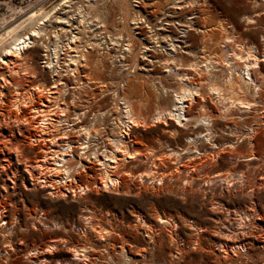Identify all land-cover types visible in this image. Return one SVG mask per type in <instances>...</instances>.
<instances>
[{"label":"rangeland","instance_id":"rangeland-1","mask_svg":"<svg viewBox=\"0 0 264 264\" xmlns=\"http://www.w3.org/2000/svg\"><path fill=\"white\" fill-rule=\"evenodd\" d=\"M79 1L80 3H78ZM87 1L0 0V31L5 25L19 22L28 13L34 11H45L52 16L43 21V24L46 25L43 26L44 42L41 43L40 40L35 48L28 49L26 52L28 57L25 56V66H27L28 73L25 71L26 75H22L25 78L17 76L14 72L10 71V73L18 80L22 79L17 81L21 82L22 88L29 89L30 85H38L46 89L53 88V79L56 76L53 75L51 69L44 67V58L48 51L46 46L55 44L63 46L71 33H77L78 39L74 45L73 43L71 45L76 46L75 50L78 51L87 50L84 65L80 66L79 71L82 81L80 82L81 88L76 89L77 91L72 94L74 79L62 77L68 86L61 89H66L67 93L57 99L50 97V102L45 101L47 106L41 105L42 110L52 109L56 105L66 106V119L73 120L75 113H82L87 115L84 119L87 123L93 113L88 115L86 107L92 105L93 110H100L98 114L100 121H97V127L101 129L102 139L93 136L91 140L93 142L97 140L101 145H106L107 142L103 140L108 139L109 145L113 146L110 140L117 139L120 129H124L121 124L123 121L122 106L116 100L117 93L123 97H130L128 101L134 104L135 113L141 120L144 119L142 126L131 128L133 148L141 153L144 160L125 159L123 162L125 165L118 168V173L121 178H124L122 184L125 186H119L118 190L113 189L111 185L103 187L98 182L96 185L90 184L89 190L81 189L86 185L87 179L94 176L96 172H93L91 176L85 175L82 180L77 182L78 184H75V190L73 188L70 191H64L63 195L49 193L52 191L50 185L42 187L40 179L38 180L40 186H38L39 184L24 186L21 184V180H18V186L5 188L2 184V177H0V264H45L46 262L42 260L36 261L31 258L36 254L35 249L39 250V248L45 247L44 245H48L50 252L54 251L55 255H61L62 259L67 256L65 250H71L76 243L89 250L96 264H107L103 252L105 240L102 235H108L105 232L109 231L117 238L127 237L132 244L144 247L147 244L145 230H152L158 239L159 245L155 249L152 248V250H156L153 251L159 260L158 264H264V135L263 137L259 136L253 145L238 140L235 148H230L225 143L230 132L226 129L219 131L214 137H217L218 143L223 142V144L218 149L220 150L219 155H214L215 153L209 150L217 149V147L209 145L208 139L204 137L206 132L198 134L197 140L188 149L195 155L196 145L207 148L206 160L200 165L209 169L211 174H194L192 179L186 182L184 177L191 169L185 165L186 150H183V144H187L188 139L181 135H171L164 130L163 122L154 120L157 109L169 110L171 108L172 94L169 89H177V84L164 67L156 62L155 64L153 60H151L152 64L148 63L150 58L146 55L142 56L144 53L139 48L142 43L157 46L159 44H155V42L159 40V43L164 47H155L157 50L160 48L156 53L163 54L164 52L165 54L170 47L166 38L174 36L172 38L179 39L184 36L182 30H187L189 14H182L184 17L182 15L172 17L174 20L168 23L165 18L171 16L172 10L178 11L169 1L96 0L94 10L89 8ZM201 1L204 13L196 19L194 30L190 31L191 37L196 39L195 43L193 42L194 47L190 48L193 52L199 50V39L209 42L220 39L222 30L219 26L222 21V24L228 28L225 32L228 36L230 35L247 45L253 42L258 43L262 49L264 48V0ZM77 4L82 6L79 8L82 12L73 10ZM94 15L101 17L99 20H102L106 25L108 34L111 35L109 38L106 37L108 34L102 31L92 37L93 32H97L94 30L95 20H92ZM135 16L140 18L137 21L140 22L138 24L140 28L136 29L133 27ZM80 19H85V22L77 25ZM87 23L89 26L91 25L90 29L87 28ZM200 23L202 24L200 25ZM203 25L206 27L204 32L201 31ZM167 26L172 29L173 33L169 32ZM26 27L20 29L19 32H27L28 28ZM91 27L94 31L91 30ZM139 31L140 33H138ZM47 37L48 39H46ZM94 38L104 39L106 46L103 42L97 46L93 43ZM127 43L129 46L131 45L132 52H135L137 57L140 56L137 69L131 68L125 75L126 67L131 63V55L123 54L126 52L124 49ZM69 51L63 50L64 54L60 55L59 62L62 63L60 65H63V68L66 67L69 53H74L73 50ZM30 52L31 55H28ZM179 54L183 59L191 57L188 54ZM122 55L123 58L120 59ZM115 60L116 62L113 63ZM16 67L19 72L22 71L21 67ZM6 72L8 73V70ZM162 76L165 77L163 82H166V88H162L158 83L159 77ZM121 77H124L128 83L126 84L124 81V90L116 92L117 81L122 79ZM9 88L13 89L11 86ZM57 88L52 91L60 92L61 89L57 90ZM43 94L44 96L57 97L59 95L56 92L53 94L43 92ZM212 101L214 103L215 99ZM38 103L36 101V105L39 106ZM33 105H35V101ZM257 107L259 109L253 112L254 114L249 112L244 116L241 115V118L238 117L235 123L237 130L246 132L250 126H256V123L260 122L264 128V105L258 104ZM5 108L11 109L9 105ZM26 109V116H30L33 121H36V115L32 116L33 111L30 107ZM52 110L54 112H52V118L57 119V113L54 109ZM196 112L202 113L199 109ZM100 113L102 114L100 115ZM200 123L202 122L191 121L190 127H195ZM33 124L26 123V127L30 126L29 128L32 130L33 128L36 130V125ZM63 125L66 127L67 124L60 125L59 132ZM55 130L57 131L54 129L51 131L53 134L49 132L48 135L34 131L37 136L36 141L29 146L25 144L26 161L32 163L41 158L40 154L44 153V149L40 148L39 144L45 145L44 143H46L45 148L50 147L55 150L59 148L57 143L60 141H54V146L50 144L51 135L55 136V140L60 137L56 136L59 132ZM71 133L72 136L75 135V131ZM73 141L79 143L75 138ZM223 147L225 148L223 149ZM74 150H78V153L81 152L77 147H74ZM173 152L180 156L177 157V154H173ZM155 154L167 156L169 162L173 161L170 163L174 165V168L167 170V164L157 161ZM174 157H177L176 160H173ZM88 159L96 165L99 164L93 160L92 156ZM153 160L157 161V165L151 171ZM28 166L30 167V165ZM77 166L79 164H76ZM146 172L149 173V176L145 174ZM199 172H203L202 169ZM221 173L232 178L233 182L223 183L217 179V183L211 182L208 187L204 188L203 178L205 176L211 178ZM23 175L26 176L25 171ZM42 176L48 175L42 174ZM226 184L228 185L226 186ZM78 185L81 188H78ZM158 217L162 218L160 223L156 221ZM194 220L199 223L198 226L193 225ZM195 240L201 242L200 249H196ZM178 245H183L186 256L184 255V258L178 263L170 262L172 259L177 260V255L169 250L177 248ZM115 254L117 264H127L125 262L127 260L124 259L126 257L120 253ZM165 260L168 262L163 263ZM86 262L81 258L73 261L72 264H86Z\"/></svg>","mask_w":264,"mask_h":264},{"label":"bare ground","instance_id":"bare-ground-1","mask_svg":"<svg viewBox=\"0 0 264 264\" xmlns=\"http://www.w3.org/2000/svg\"><path fill=\"white\" fill-rule=\"evenodd\" d=\"M165 1H169L170 4L175 6L176 10L178 9V11L172 10L171 16H168L167 19L165 18V21H167L168 23L174 20V18L172 17H180V15L186 13L189 14V18H186L188 21L187 30H182L184 36L179 39L172 38L174 36H168L169 38L166 39H168V45L170 47H168L169 51H167L165 54L164 52L163 54L159 52L156 53V51H158L160 48L157 50V48L155 47H164V45L159 43V40L155 42V44H159L157 46H150L142 43L139 50H142L141 52L144 53L142 56L146 55L148 58H150V61L148 60V63H151V60H153L154 63L156 62L161 67H164L168 75L172 76L177 84V89H169L172 94V104L170 106L171 108L169 110L162 108L157 109L154 115V120L156 122H163V124L165 125L164 130L166 132H169L171 135H181L182 137L188 139V143L183 144V150H186L184 155V157L186 158L185 165L189 169H191L189 172L187 171L188 173L184 177V180L188 182L192 179V176L194 174H211L209 169L200 165V163L206 160L207 148L203 147L202 145H199L197 147L196 145L195 155L192 154L188 149L195 143L198 134H202V132L204 131L206 132L204 134V137L208 139L209 145L211 144L212 146L217 147V149L211 148L209 150L212 153L214 152V155H219L220 150L218 149L220 145L223 144V142L218 143L216 141L217 137H214L215 134H217L219 131H224L226 129L230 132V135H228L225 141V143L230 148H235L238 140L253 145V143L259 136L263 137L264 128L262 127L263 124L261 122L256 123V126H250L246 132L237 130V128L235 127V123L237 122L238 117L241 118V115L244 116L249 112L253 113L257 111L259 109L257 107L258 104L264 105V48L262 49L258 43L253 42L250 45H247L246 43H243L238 39L236 40L230 37V35L228 36L227 33L225 34L228 28L222 24V21L219 26L222 30V36L220 37V39L215 42H209L205 39H199V50L198 52H193L190 48L194 47L193 45L196 39L194 40L193 37H191L190 31L194 30L193 27L195 26L196 19L204 13L200 3L201 0ZM95 2L96 0L87 1L89 8L91 7V10H94V8L96 7ZM78 3H80V1ZM80 7L82 8V6H78L77 4V6L75 5V9L73 10L82 12V10H79ZM125 14L127 15L126 12ZM49 16L52 17L48 12L34 11L28 13L27 16H25L19 22H14L11 25H5L0 31V177H2V184L5 188L16 187L18 186V180H21L20 182L24 186L28 184L38 185V180L40 179L42 181V187L50 185L49 187L52 189V191H49V193L54 195H63L64 191L72 190L75 184L82 180L85 175L91 176L93 172H96L94 176H91L87 179L88 184L85 183L86 185L82 188L78 185V188H87V190H89L90 184L96 185L98 182L103 187L111 185L113 189L118 190L117 188H119V186H125L124 184H122V180H124V178H121V175L118 173V168L125 165L123 163L125 159L127 160L129 158H136V160L139 161L143 158V156L141 157V153L137 149L133 148L131 128L138 125L142 126L144 123V119L141 120L139 115L135 113L136 111L133 106L134 104L128 101L130 100V97H123L117 93L118 96L116 97V100L120 102L119 104H121L122 106L121 114L123 121H121V124L123 125L122 128L124 129H120V133L117 139L110 140V143H113V146L109 145L108 139L103 140L107 142L106 145H101V143H99L97 140H94L95 142L91 140V137L93 136H97V139H102V132L100 131L101 129L97 127V121H100V117L98 116L100 110H93V108L91 107L92 105L86 107L88 115L91 112L93 113L91 118L88 119L87 123L84 120L87 115H83L82 113H75V118L73 120L66 119V106L61 107L56 105L52 108L57 113V119L52 118V109L42 110L41 108V105L47 106L45 101L47 100L50 102V97H56L55 99H57L59 97H63L64 94L67 93L66 89H61L62 87H65L67 85L62 80V77H66L68 79L70 77V79H74V82H72V94L81 88L80 82L82 81L79 76V71L80 66L84 65L83 62L85 61V57L87 56L85 53L87 50L84 49L78 51L75 50L76 46L73 47L71 45L72 43L74 45V43L77 41V33H71L66 39L67 42L63 46L57 44L53 46H46L48 51L45 54L44 67L49 68V70L51 69V71L54 73L53 75L56 76V78L53 79V88L46 89L38 85H30L31 88L25 89L21 87V82H17L21 81L22 79L18 80L13 74H11L12 72H14L17 76L22 77V75H26L24 73L25 71L26 73H28L27 66H25V56H27L26 52L28 51V49L35 48L36 44H38L40 40L42 41L41 43L44 42L43 40L45 38H43V26L45 24H43V21H45L47 18L50 19ZM94 16L92 20H95L94 30H97V32H93L92 37H95V35H97V33H100V31L108 34L106 25L102 20H99L101 17L99 18L96 15ZM182 16L184 17V15ZM138 19L140 18L137 16L133 18V27L135 29L137 27L140 28V26L138 25L140 22H137ZM84 20L80 19L78 20V23L75 20V22L77 23V25L80 23L83 24V22H85ZM24 24H26L27 27ZM201 24L202 23H200V25ZM86 25L87 28L90 29L91 25L89 26V23H87ZM24 27L28 28L27 32L20 33L19 30L23 29ZM205 28L206 27L203 25V29L201 31L204 32ZM167 29L170 33H173L172 29H170L169 26H167ZM138 33H140V31ZM110 36L108 34L106 37L109 38ZM46 39H48V37ZM100 40L101 38H94L93 43L99 46L100 42H103L106 46L105 40ZM63 50H73L74 52L73 54L69 53L65 68H63V65H60L61 62H59L60 55L64 54ZM124 50L126 52H124L123 54L131 55L130 66L127 65V73H124L126 75L131 68H133L134 70L137 69L139 65L138 57L140 55L137 57V54H134L135 52H132L133 50L131 49V45L129 46L128 43L126 44V48ZM179 53L188 54L192 58L190 57L189 59H183L182 55ZM28 55H31V52ZM121 58H123V55L120 57V59ZM21 61H23V64L21 63ZM114 62H116V60L113 61V63ZM16 66L21 67L20 70L22 71L19 72ZM33 69L36 70L35 68ZM7 70L8 73L6 72ZM121 78L122 79L117 81L116 92L122 91L124 81L126 84L128 83V81L124 80V77ZM164 80V76L159 77L158 83L161 84L160 86L162 88H166L167 86L166 82H163ZM9 86H11L13 89H10ZM57 87L61 89L60 92H57L56 90L52 91V89ZM58 88L57 90H59ZM43 92H45V94H53V92H56L57 94L59 93V95L58 97L53 95L44 96ZM213 99H215L214 103L212 101ZM34 101L35 105H33ZM36 101L39 102V106L36 105ZM70 102L73 103V101ZM7 105H9L11 109H6L5 107ZM24 107H30L31 111H33V113L31 112L32 116L36 115V121H33L30 116H26L27 113L25 111L27 109L25 108V110ZM197 109H199V111L201 110L202 113L198 114V112H196ZM101 114L102 113H100V115ZM259 116L261 118V114ZM191 121H194V123L198 121L202 123L197 124V126L195 127H190ZM26 123H31L32 125H34L33 123H35L36 130H34V128L32 130V128H29L30 126L26 127ZM63 123L67 125L66 127L63 125L64 127L62 126V129L59 132V127L61 128L60 125H62ZM180 123L182 124L180 125ZM188 126L190 128H187ZM54 129H57V131L59 132L58 135H54L60 137H57L58 140H55V136L51 135L52 138H50V144L54 146V141H60L59 143H57L59 148L57 147L58 149L55 150L50 147L45 148L46 143H44L45 145L39 144V147L44 149V153L42 152L40 154L41 158L33 161L32 163L26 161L27 159H25L24 156L26 148L25 144L29 146V144L36 141L37 136L35 135L36 133L34 131L40 132L42 134H49V132L51 133V131ZM72 131H75L74 136H72ZM73 138L77 139L79 143H77V141L74 142ZM29 139L30 141H28ZM74 147H77L79 149V152H81L78 153V150L75 151ZM224 148L225 147H223V149ZM173 154H177V157L180 156L176 152H173ZM90 156H92L93 160L98 162L99 164L96 165L92 161H90L88 159ZM166 157L167 156L165 155H158L157 161L165 162L167 164L166 169L172 170L174 168V165H172L170 162L173 161L169 162ZM176 158L174 157L173 160H176ZM157 161L153 160L151 162V171H153V168L157 165ZM76 164H79V166L76 167ZM28 165H30V167ZM175 168L178 169V167ZM200 169H202L203 172H199ZM24 171L26 172V176L23 175ZM42 174H47L48 176H42ZM145 174L149 176V173L146 172ZM139 177H142L141 174L139 175ZM217 179L220 180V182L222 181L223 183L233 182L232 178H229L228 176L226 177L222 173L211 178L205 176L203 178V184L205 186L204 188L208 187L211 182H216ZM227 185L228 184H226V186ZM38 186H40V184ZM165 219L167 218L165 217ZM160 220H162V218L158 217L156 221H159L160 223ZM193 225L198 226L199 223L195 222L194 220ZM105 233H108V235H102L104 236L105 240L103 243V252L104 259L107 264L118 263V261H116L117 257L115 256V253H120V255L126 257L127 259H124L127 260L125 261L127 262V264H158L157 261L159 262V260H157L156 253L154 252L156 250L154 249L159 244L158 239H156V235L152 232V230L144 231V234L147 237V244L144 247H138L135 244H132L127 237L117 238L116 236L110 234L109 231ZM258 238H260V236H258ZM194 242L196 243V249H200V247H202L200 241L195 240ZM44 246L45 247L39 248V250L35 249L36 254L31 257L33 258V260H42L46 262L45 264H72L73 261L83 258L85 261H87L86 264H96V261L93 259V257H91L89 250H87L85 246L82 247L81 244L76 243L72 246L71 250H65L67 251V256L62 259L60 258L61 255L57 256L54 254V251L50 252V246ZM152 248H154V251L152 250ZM169 251L177 255V260L172 259L170 262L178 263L179 260L184 258V255L186 256V251L185 248H183V245H178L177 248L171 249ZM157 252L159 251L157 250ZM164 262L168 261L165 260L163 261V263Z\"/></svg>","mask_w":264,"mask_h":264}]
</instances>
